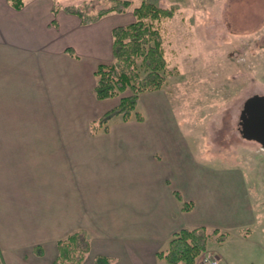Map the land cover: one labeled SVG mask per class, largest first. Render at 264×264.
Returning a JSON list of instances; mask_svg holds the SVG:
<instances>
[{
  "label": "crops",
  "instance_id": "obj_1",
  "mask_svg": "<svg viewBox=\"0 0 264 264\" xmlns=\"http://www.w3.org/2000/svg\"><path fill=\"white\" fill-rule=\"evenodd\" d=\"M24 2L17 10L9 0H0L4 264H54L58 241L79 230L91 242L82 264H97L98 257L111 264H167L160 254L173 235L197 226L217 229L215 237L227 235L223 242L215 239L218 246L210 241L208 247L222 264H245L240 249L230 246L233 234L224 224L183 208L197 201L221 214L229 200L239 198L238 178L215 177L208 182L216 187L197 189L202 177H197L195 165L182 166L174 128L145 127L146 117L123 120V143L115 142L114 119L94 130L93 122L118 103L93 114L101 103L92 93L99 64H90L102 42L112 51V30L122 25L110 20L113 13L84 24L55 0ZM229 182L234 185L228 192ZM176 190L183 201L176 198ZM238 206L236 200L235 211ZM196 264H203L201 257Z\"/></svg>",
  "mask_w": 264,
  "mask_h": 264
},
{
  "label": "rangeland",
  "instance_id": "obj_2",
  "mask_svg": "<svg viewBox=\"0 0 264 264\" xmlns=\"http://www.w3.org/2000/svg\"><path fill=\"white\" fill-rule=\"evenodd\" d=\"M130 1L132 6L125 13L110 15L113 23L126 25L135 20L133 11L143 0ZM149 1L173 8L175 16L161 25L169 66L163 87L142 94L137 111L146 117L143 126L174 128L182 166L195 165L197 177H202L197 189L205 184L208 190L216 187V182L211 186L208 182L215 177L238 178L235 197L239 198L229 200L221 214L197 201L192 210L200 219L224 224L233 234L230 246L240 249L245 264H258L264 259V147L242 136L240 116L249 97L264 95V0ZM55 3L90 15L112 5L109 0ZM99 52L93 64L89 63L92 67L113 62L105 42ZM93 79L95 82L96 77ZM97 100L101 103L93 114L99 116L119 98ZM123 120L117 116L110 123L118 130L114 131L118 143L125 138L120 132L125 127ZM130 120H138L136 114ZM231 185H226L228 192ZM210 241L218 246L213 237Z\"/></svg>",
  "mask_w": 264,
  "mask_h": 264
},
{
  "label": "trees",
  "instance_id": "obj_3",
  "mask_svg": "<svg viewBox=\"0 0 264 264\" xmlns=\"http://www.w3.org/2000/svg\"><path fill=\"white\" fill-rule=\"evenodd\" d=\"M112 5L103 8L95 15L84 11L64 7V11L79 16L84 24L100 21L110 13H125L131 6L130 0H109ZM11 5L21 10L24 0H9ZM58 8L55 9L57 12ZM135 20L126 25L113 28V62L98 65L94 75L96 77L94 93L97 99L106 100L119 98L117 105L106 111L94 123V130L107 127L115 117L121 116L128 121L136 114L139 121L144 116L137 109L140 98L147 91H157L166 82V71L169 66L165 49V37L161 25L164 20L173 18V8L160 7L149 0H143L133 11ZM71 52L70 49H68ZM176 198L183 201L180 191H174ZM184 210L193 208L192 203H185ZM217 229L208 231L205 226L183 228L176 232L166 252L160 256L167 264H196L198 257L208 251L209 242L213 237L223 242L227 235L221 234L215 238ZM58 257L54 264H82L91 249V242L85 230L73 232L58 241ZM0 263L4 264L0 252ZM97 264H111L105 257H98Z\"/></svg>",
  "mask_w": 264,
  "mask_h": 264
},
{
  "label": "water",
  "instance_id": "obj_4",
  "mask_svg": "<svg viewBox=\"0 0 264 264\" xmlns=\"http://www.w3.org/2000/svg\"><path fill=\"white\" fill-rule=\"evenodd\" d=\"M241 133L264 147V95H253L244 104L240 116Z\"/></svg>",
  "mask_w": 264,
  "mask_h": 264
},
{
  "label": "built area",
  "instance_id": "obj_5",
  "mask_svg": "<svg viewBox=\"0 0 264 264\" xmlns=\"http://www.w3.org/2000/svg\"><path fill=\"white\" fill-rule=\"evenodd\" d=\"M201 261L203 264H222L221 258L212 252H205L201 256Z\"/></svg>",
  "mask_w": 264,
  "mask_h": 264
}]
</instances>
